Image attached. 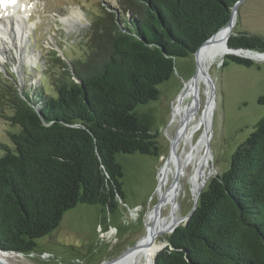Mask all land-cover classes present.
I'll list each match as a JSON object with an SVG mask.
<instances>
[{
    "label": "trees",
    "instance_id": "16d2710c",
    "mask_svg": "<svg viewBox=\"0 0 264 264\" xmlns=\"http://www.w3.org/2000/svg\"><path fill=\"white\" fill-rule=\"evenodd\" d=\"M236 1L102 3L89 22L85 53L69 65L55 52L45 66L53 94L39 87L19 93L11 74L5 102L16 130L10 146L0 145V250L31 252L79 203L112 211L117 198L123 202L116 155L157 154L155 135L135 107L158 98L174 59L193 54L223 27ZM228 45L264 52V39L247 33L231 35ZM227 60L253 64L225 55L222 66ZM167 241L154 264H264V115Z\"/></svg>",
    "mask_w": 264,
    "mask_h": 264
},
{
    "label": "rangeland",
    "instance_id": "374dc122",
    "mask_svg": "<svg viewBox=\"0 0 264 264\" xmlns=\"http://www.w3.org/2000/svg\"><path fill=\"white\" fill-rule=\"evenodd\" d=\"M31 2L30 15L25 19L29 30L25 33L24 42L21 45L18 40H15L16 43L8 42L5 49L0 50V145L10 146L9 133L16 130L8 120L12 109L5 102L11 92L9 85L14 83L11 74L19 93L39 87L53 94L47 79L49 68L46 67L55 58V52L65 63L72 65V60L85 53L83 46L89 22L99 13L102 3H106L108 8L118 7L117 0ZM76 9L82 11L79 20L69 16ZM239 33L264 39V0H244L240 4L229 37ZM246 54L253 63L250 66L231 60L222 66L224 54L206 70V75L209 78L211 75L216 84L212 82V90L209 87L212 105L207 142L209 162L217 175L229 168L231 154L264 115V59L256 58L259 55L255 53ZM241 55L237 53V57ZM70 68L72 71V66ZM195 69L193 54L175 58L172 74L158 84V98L135 107L134 112L139 121L155 135L157 154L135 152L116 155L123 173V202L117 198L112 211L100 204H77L64 213L57 228L36 239V246L31 252L10 251L2 257L0 264H6L4 261L9 264H110L119 257L129 255L139 240L148 234L146 216L149 212L154 214V207L161 203L169 187L171 174L168 181L162 169L171 153V139L176 138L178 133L177 123L173 121V105L177 104L179 94L194 75ZM203 87L201 83V91ZM207 100V95L201 92L198 103L200 109ZM181 149L182 142L179 145ZM170 165L173 167L172 163ZM187 168L185 177L180 178V200L176 210L179 217L190 212L195 185L203 178L200 173L197 180H191L188 178L191 166ZM213 176L205 182L202 190ZM157 211L164 214L166 210ZM184 223L185 220L177 226ZM169 233H157L154 242L161 244L159 247L167 243L165 248Z\"/></svg>",
    "mask_w": 264,
    "mask_h": 264
},
{
    "label": "bare ground",
    "instance_id": "6f19581e",
    "mask_svg": "<svg viewBox=\"0 0 264 264\" xmlns=\"http://www.w3.org/2000/svg\"><path fill=\"white\" fill-rule=\"evenodd\" d=\"M2 1L0 0V4ZM5 2L3 5L5 8L0 11L1 51L5 49V45L8 42L16 43L15 40H18L20 45L24 42L25 33L29 30V25L25 19L29 17L31 7L33 6L31 0H14V2L5 0ZM69 16L74 20H79L82 16V11L79 9L72 10ZM235 18L236 14L233 17L231 29L218 31L213 40L208 41L199 50L197 56V87H195L194 81H187L178 96L177 104L173 105V121L177 123L178 133L177 137L173 139V150L162 169L164 175L169 178L168 181L171 174V180L169 181V187L166 188L165 196H163L161 203H158L157 206V210L164 209L166 210L165 213L155 211L152 214L149 212L146 216L148 234L139 240L129 255L119 257L110 264H154V258L152 259V257L164 246L159 247L161 244L154 242L156 234L162 232L169 233V230L176 225V221L178 220L179 216L176 214V210L178 209V201L180 200V178L185 177L187 166H191V172L188 176L191 180H197L200 173L203 175L201 181L195 185V195H197L209 177L214 174L213 167L209 162L210 153L206 147L212 105V91L210 92L209 89L210 87L212 90V81L206 75V70L215 59L221 58L224 54L233 53L227 50L226 43L227 38L231 34ZM238 53L247 56V52ZM256 58L264 59V55H259ZM201 83L204 85L202 91L200 88ZM201 92L207 95L208 100L206 105L200 109L198 103ZM194 135L195 138L193 139ZM181 142L182 149L179 150ZM171 163L173 167L170 165ZM168 166L169 168H167ZM187 180L189 181V179ZM153 233H155V236L152 235ZM4 256H7V253L0 252L1 262ZM4 262L9 264L6 261Z\"/></svg>",
    "mask_w": 264,
    "mask_h": 264
},
{
    "label": "water",
    "instance_id": "95a60500",
    "mask_svg": "<svg viewBox=\"0 0 264 264\" xmlns=\"http://www.w3.org/2000/svg\"><path fill=\"white\" fill-rule=\"evenodd\" d=\"M244 0H237L233 5H232V7H231V11H230V16H229V19H228V21H227V23L223 26V27H221L220 29H218L213 35H211L207 40H205L203 43H202V45L193 53V55H194V58H195V60H196V69H195V73H194V75L188 80V81H190V80H192V81H194V85H195V87H197V83H196V77H197V71H198V59H197V56H198V52H199V50L208 42V41H211V40H213V38H214V36L216 35V33L218 32V31H220V30H222V29H231V26H232V20H233V17H234V15L236 14V12H237V10H238V8H239V6H240V4L243 2ZM227 48H228V50H230V51H232L233 53H231V54H233V55H235V56H237V53L238 52H241V53H243V52H247V53H255V54H258V55H264V52H258V51H256V50H252V49H247V48H234V47H230L229 45H228V38H227ZM241 57H244V58H249V57H247V56H245V55H241ZM210 79H212V82L215 84V82H214V80H213V78H212V76L210 75ZM76 81H78L80 84L82 83V81L80 80V79H77ZM185 84V83H184ZM216 85V84H215ZM19 92V91H18ZM206 146H207V150H208V152H209V149H208V142H207V144H206ZM173 150V138L171 139V150L170 151H172ZM210 155V154H209ZM169 158V157H168ZM168 160V159H167ZM167 163V161L165 162V164ZM164 164V165H165ZM217 176V174H216V171H215V169H214V176L213 177H216ZM160 184V183H159ZM203 186L204 185H202V187L200 188V190H199V192L197 193V195H195L194 196V201H193V205H192V208H191V210H190V212L186 215V216H184V217H178V220L176 221V225H174L173 226V228L171 229V230H169L170 232H172L176 227H177V225L181 222V221H183V220H185V223L188 221V219L190 218V216L193 214V212H194V210L196 209V206H197V201H198V198H199V195H200V193H201V190H202V188H203ZM157 206H158V203L156 204V206L154 207L155 208V211H157ZM184 223V224H185ZM152 235H154L155 236V233H153ZM167 244V243H166ZM165 244V245H166ZM164 245V246H165ZM163 246V247H164ZM134 247V246H133ZM162 247V248H163ZM161 250V249H160ZM126 251V250H125ZM124 251V252H125ZM0 252L1 253H8L9 251H2V250H0ZM124 252H122V253H124ZM154 261H155V259H154Z\"/></svg>",
    "mask_w": 264,
    "mask_h": 264
},
{
    "label": "snow or ice",
    "instance_id": "6c2138e0",
    "mask_svg": "<svg viewBox=\"0 0 264 264\" xmlns=\"http://www.w3.org/2000/svg\"><path fill=\"white\" fill-rule=\"evenodd\" d=\"M8 2H14V0H8Z\"/></svg>",
    "mask_w": 264,
    "mask_h": 264
}]
</instances>
